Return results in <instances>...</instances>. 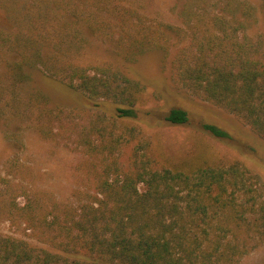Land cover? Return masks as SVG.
Instances as JSON below:
<instances>
[{"label": "trees", "instance_id": "trees-1", "mask_svg": "<svg viewBox=\"0 0 264 264\" xmlns=\"http://www.w3.org/2000/svg\"><path fill=\"white\" fill-rule=\"evenodd\" d=\"M0 6V64L11 84L24 83L35 69L88 101L116 106L115 116H97L81 137L90 192L80 196L74 189L75 202L33 193L22 205L16 191L11 199L0 193L9 221L23 223L48 246L0 235V264H239L264 244V186L240 162L158 167L139 143L123 161L121 138L112 132L118 119L135 117L139 84L124 65L85 61L74 51L81 34L96 37L106 29L100 12L70 0H38L36 8L26 0H0ZM190 19L188 40L171 61L174 80L264 140V32L246 34L245 23L225 12ZM173 32L171 26H143L130 46L146 41L166 50ZM166 120L185 124L188 115L174 108ZM203 128L229 137L215 125ZM128 133L133 136L132 129Z\"/></svg>", "mask_w": 264, "mask_h": 264}, {"label": "rangeland", "instance_id": "rangeland-1", "mask_svg": "<svg viewBox=\"0 0 264 264\" xmlns=\"http://www.w3.org/2000/svg\"><path fill=\"white\" fill-rule=\"evenodd\" d=\"M26 1L31 8L38 5V0ZM70 1L89 13L100 12L108 24L100 36L81 34L80 44L74 40L75 55L85 61L105 60L124 65L129 78L139 84L135 117L118 119L112 132L121 138L124 162L129 147L139 143L158 167L225 165L237 161L256 174L264 186V140L232 114L180 87L171 67L177 49L188 40L185 24L193 20L190 18L195 13L208 17L225 12L230 18L242 20L246 34L254 37L264 32V0ZM187 3L190 8L185 7ZM3 8L0 6V17L4 15ZM143 26L174 29L166 50L146 41L139 45L140 50L130 46L134 37L140 38L137 31ZM126 58L133 61L125 63ZM27 73L24 83L13 85L0 64V193L11 199L16 191L19 205L25 195L33 193L42 200L75 202L71 197L74 189L83 196L91 188L84 170L87 156L80 144L83 131L90 129L99 115L108 120L115 116L116 106L109 101H88L81 93L45 78L35 69ZM174 108L186 111L185 124L166 120ZM205 124L225 130L229 137L212 136L204 130ZM128 139H133L130 144H126ZM0 235L48 249L23 223H11L1 203ZM239 264H264V244Z\"/></svg>", "mask_w": 264, "mask_h": 264}]
</instances>
